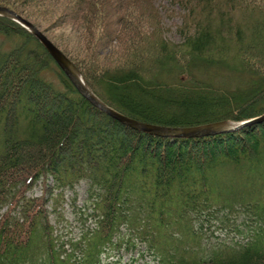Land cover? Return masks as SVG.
<instances>
[{"label": "trees", "instance_id": "trees-1", "mask_svg": "<svg viewBox=\"0 0 264 264\" xmlns=\"http://www.w3.org/2000/svg\"><path fill=\"white\" fill-rule=\"evenodd\" d=\"M14 1L0 6L38 28ZM16 1L40 16H70L68 34L88 49L83 59L45 36L124 116L180 128L264 114V0H168L179 10V42L165 39L154 0ZM106 40L111 51L99 61ZM114 49L119 60L108 62ZM216 68L247 80L214 87L204 76ZM43 98L46 111L55 105L50 121L38 113ZM233 181L257 200L238 199ZM215 232L223 238L213 243ZM10 258L264 264V121L196 138L134 130L91 106L29 32L0 16V264Z\"/></svg>", "mask_w": 264, "mask_h": 264}, {"label": "rangeland", "instance_id": "rangeland-1", "mask_svg": "<svg viewBox=\"0 0 264 264\" xmlns=\"http://www.w3.org/2000/svg\"><path fill=\"white\" fill-rule=\"evenodd\" d=\"M154 2H155V5L159 7L160 14L162 15V18H163L162 25L165 29V34H164L165 39H167L168 41H172V42L181 41V36L179 35L177 28H176L180 24V19L177 16V12H179L178 8L171 6L170 2L168 0H154ZM14 4L21 10L22 13L29 12L30 17H27V19H29L34 24H36L38 26V28H36L28 20H26V21L31 23L44 36L47 35V37L50 40L56 42L57 45H60L61 48H64L68 51H72V53H74V54L77 53L75 55L80 57L81 59H83V56H85V54H88V49L86 48V45L84 46V43L81 44L78 41V39H77L78 35L74 34V36H72V34H70V33L68 34V30H69L68 27H69V24H71V22H69V21H72L70 16H67V14L66 15H62V14L60 15L59 13L57 14L56 11H50V12H48V14H46V16H43V15L40 16V14L38 13L39 12L38 10H40V12H41L40 8L32 9L31 7H27L26 5H20L19 6L18 1H16V0L14 1ZM5 8H7V7H5ZM9 10H11V9H9ZM171 12H173L172 15H170ZM114 41H113L114 44H116L117 40L114 39ZM107 42H108V40H106V44H104L102 42L101 45L96 50L97 52H94V55H96V53L98 54V56L96 55L97 56L96 59L99 61L103 60V58H104L103 52L104 51H106V52L111 51L107 45ZM51 43L53 44V42H51ZM106 52H104V53L106 54ZM120 55H121V53L114 49L110 55V58H109L112 61L109 60L108 62H113V61L119 60ZM196 74H198V73H196ZM198 76L199 75H197V77ZM204 77L207 80L209 79L210 81H213L214 87H215V85H218V86L225 85V86H229V87L238 86L239 84H244V82H246V80H247V79H245L247 76L245 77V76H242V74H236L233 72H228V71H225L223 69H217V68L216 69H210V71L207 73V76L205 75ZM2 88L6 89L7 87L5 85H3ZM21 90H22V88L20 89V87H19V88H15V89L13 88L12 91H14V92L17 91L19 93V92H21ZM48 98H50V97H48ZM7 101H8L9 106L12 105L14 107V104H11V98H7ZM44 101H46V99H44V98L39 100L38 105H37L38 113H39V116L44 117V118H46V120L50 121L52 114H53L51 107H54L55 105L51 106L46 111L45 105H42ZM46 105L49 106V103ZM15 106H16V109H14V110L16 111L17 116H20L21 112H22L21 108L24 107V105L22 103V104L15 105ZM88 116L93 119L92 120L93 122H98V123L102 122L100 115L94 116L93 114L88 113ZM88 116L83 115L84 119H86ZM80 118H82V117H80ZM234 123H236V122H234ZM253 125H255V124H253ZM247 127H249V126H247ZM240 182H234L233 181L235 191L238 190V199L243 200L244 202L256 201L257 199H256V197H254L255 195H253L254 199L251 200L247 197L248 196L247 193L242 192L244 182L243 181H240ZM250 182L256 183L257 179L251 178ZM235 187H238V189ZM245 188H247V187H245ZM32 193L35 196L39 195V193H40L39 185L35 186L33 188ZM79 197L80 196H78V198ZM76 203L79 205L80 200H78ZM129 206H131V204H129ZM66 217L70 223L75 225V223L73 221V214H71V211L69 209L67 210ZM67 225L73 226V225H69V223H67ZM74 230H76V228ZM212 233H214V231ZM222 238H223V234H221L219 232H215L213 237L210 236V242L215 243L216 241L222 240ZM205 241L207 242V240H205ZM18 263H19V261L17 259H11V258L9 259V264H18Z\"/></svg>", "mask_w": 264, "mask_h": 264}, {"label": "water", "instance_id": "water-1", "mask_svg": "<svg viewBox=\"0 0 264 264\" xmlns=\"http://www.w3.org/2000/svg\"><path fill=\"white\" fill-rule=\"evenodd\" d=\"M0 16L12 20L13 22L19 24L27 32H29L46 50V52L50 55V57L53 59L59 69L65 74V76L68 78V80L77 90V92L82 97H84L92 106H94L96 109L103 112L110 118L134 130L149 135L165 138H196L227 132H235L246 126H250L264 121V114H262L261 116L239 123L218 121L192 127L175 128L147 124L138 120L131 119L114 111L105 103H103L100 99H98L87 87L86 83L82 79L79 71L76 69L73 63L68 60V58L31 23L22 19L16 13L3 6H0Z\"/></svg>", "mask_w": 264, "mask_h": 264}]
</instances>
